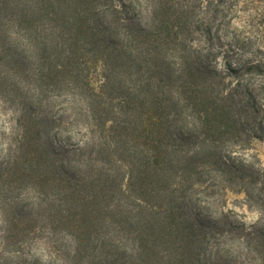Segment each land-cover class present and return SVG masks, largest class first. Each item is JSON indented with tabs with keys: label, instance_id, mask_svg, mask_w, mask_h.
I'll list each match as a JSON object with an SVG mask.
<instances>
[{
	"label": "trees",
	"instance_id": "1",
	"mask_svg": "<svg viewBox=\"0 0 264 264\" xmlns=\"http://www.w3.org/2000/svg\"><path fill=\"white\" fill-rule=\"evenodd\" d=\"M0 101V264H264V0H0Z\"/></svg>",
	"mask_w": 264,
	"mask_h": 264
},
{
	"label": "rangeland",
	"instance_id": "2",
	"mask_svg": "<svg viewBox=\"0 0 264 264\" xmlns=\"http://www.w3.org/2000/svg\"><path fill=\"white\" fill-rule=\"evenodd\" d=\"M61 98H53L50 100L49 105L46 107L47 113L52 114L55 113L60 108L66 107L69 104L67 101L60 102L58 104H55L56 100H59ZM64 99V98H63ZM17 106H9L6 103L0 101V136L2 135L3 131L4 133L8 134L12 127L14 126V118L17 115ZM68 110V109H67ZM74 110L73 112H75ZM70 110V116L67 118L68 120L74 119L75 115ZM81 119H78L77 126H71L70 130L67 132H59L55 138L56 142L58 143H75L79 139H81L80 134H76V131H79L81 134H83L84 126L82 125ZM70 137V138H69ZM4 148V142L0 138V150ZM4 151H0V153H3ZM250 153H254L257 155L258 159L260 160V163L264 165V139L263 140H255L253 142V149L250 151ZM28 196L33 199V194L28 193ZM227 201H226V207L232 209L234 212L238 213L243 219L246 221H252L256 218L257 214L255 210L248 209L246 206L242 203V195L241 194H228L227 195ZM1 218V215H0ZM1 225V221H0ZM32 255L33 257H38L40 260L44 263L46 259L48 258L47 253L49 254L48 250L45 249L44 246H42L40 243L35 242L34 246L32 247ZM54 259V258H50Z\"/></svg>",
	"mask_w": 264,
	"mask_h": 264
}]
</instances>
